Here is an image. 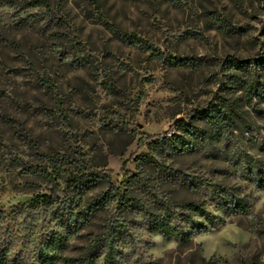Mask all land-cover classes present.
<instances>
[{
	"label": "rangeland",
	"instance_id": "374dc122",
	"mask_svg": "<svg viewBox=\"0 0 264 264\" xmlns=\"http://www.w3.org/2000/svg\"><path fill=\"white\" fill-rule=\"evenodd\" d=\"M47 1L0 5V112L18 120L0 117L3 264H39L46 245L55 264L92 247L103 264L108 244L121 264H264V0ZM206 106L213 117L197 114ZM79 169L102 173L31 203ZM166 198L216 221L176 208L189 239L151 230Z\"/></svg>",
	"mask_w": 264,
	"mask_h": 264
},
{
	"label": "trees",
	"instance_id": "16d2710c",
	"mask_svg": "<svg viewBox=\"0 0 264 264\" xmlns=\"http://www.w3.org/2000/svg\"><path fill=\"white\" fill-rule=\"evenodd\" d=\"M1 4H16L21 7H29V6H37V5H44L46 8H49V3L47 0H0ZM59 7H56L53 11V17L57 21H63L64 18L59 14ZM114 31L120 35H124L126 38H128L130 41H136L144 45L146 49H152V44H148L145 39H142L141 37L137 36L135 33H122L116 28H113ZM159 57H162V52H158L157 54ZM180 59H173L170 60V63L172 64H181L183 62H180ZM236 64H233L236 67L244 68L245 64L243 60L237 59ZM58 98V97H57ZM58 108L62 110L61 104L59 103L60 100L58 98ZM197 114L203 115V116H209L213 117L215 115V109L210 108L208 106L206 107H200L196 108ZM225 119H228L229 116L226 114V112L222 113ZM0 117L6 119L7 121H10L12 123H18L17 118L14 116L8 115L6 113L0 112ZM174 134H171L169 136H162L157 137L152 141V143H158V144H169L170 140L173 138ZM102 170H83L79 169L76 172H72L69 174V176L65 179V186L63 188H49L47 192L38 193L34 195L31 199V203L35 202H42L45 204H50L54 200H56L59 195L62 193L65 196H70L72 193L77 191L79 188L89 184L93 180L97 179L100 175ZM173 173L178 172L180 173V170L173 169L171 170ZM258 172L260 170H257ZM261 173V171H260ZM184 174V173H181ZM262 174V173H261ZM263 175V174H262ZM259 179L264 180V176H259ZM210 184V183H209ZM213 191H215L216 195L220 198L227 197L231 200V202L235 203L236 197L232 194H230L228 191H225L224 189H221L220 187H216L214 184H212ZM127 190L120 194V197L127 198ZM34 201V202H33ZM162 206L164 208V214L162 216H159L154 213H149L150 215V229L155 230L158 232H162L166 235H173L175 240L177 241H185L190 238V234L187 232H182L177 230L176 226L172 224V218H174V212L176 208L180 209H186L188 213L184 215V218L186 221H190L191 218V212L196 213L200 216H203L206 221H208L211 224L215 223V216L211 211L206 210L200 203L194 201V200H187V201H173L169 198H166L165 200H162ZM5 214L3 211H0V218L2 215ZM198 233L206 232L208 230V226H205L204 224H200L196 227ZM61 238H57V247L61 248V243L63 241H60ZM96 245V243L94 244ZM55 246L46 245L44 249H40L37 253V261L39 264H55L59 259L60 256H58L56 253H51L50 251L54 249ZM94 250V247L90 248L83 256L80 257L81 264H94V256L92 254ZM7 248L3 244L0 246V264L7 263L9 260L8 254H7ZM13 258H11L12 260ZM77 258H62V260L66 263L73 262ZM103 264H121L120 259L116 255L115 248L112 244H108L106 250L103 252Z\"/></svg>",
	"mask_w": 264,
	"mask_h": 264
},
{
	"label": "built area",
	"instance_id": "2783aa9c",
	"mask_svg": "<svg viewBox=\"0 0 264 264\" xmlns=\"http://www.w3.org/2000/svg\"><path fill=\"white\" fill-rule=\"evenodd\" d=\"M171 134H172V132H168V134H167V135L169 136V135H171Z\"/></svg>",
	"mask_w": 264,
	"mask_h": 264
}]
</instances>
